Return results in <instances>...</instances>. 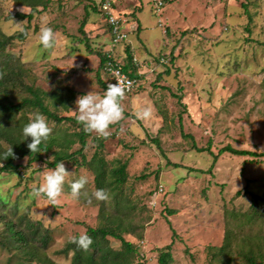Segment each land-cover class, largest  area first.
Masks as SVG:
<instances>
[{
  "label": "rangeland",
  "instance_id": "rangeland-1",
  "mask_svg": "<svg viewBox=\"0 0 264 264\" xmlns=\"http://www.w3.org/2000/svg\"><path fill=\"white\" fill-rule=\"evenodd\" d=\"M156 1L117 4L128 39L116 54L125 60L130 49L141 80L121 100L123 118L109 128L99 154L108 171L127 165L126 183L109 190L107 201L93 198L88 203L97 190L93 171L66 162L70 175L51 205L46 197H35L33 188L42 182L53 152L43 153L42 161L32 165L27 159L18 161V174H0V264H71L72 255H62V250L88 227L105 224L118 201L135 232L124 238L138 248V264H159L167 248L170 264H247L243 256L249 252L264 264V0H160L159 9ZM98 3L52 0L46 11L21 21L12 17L30 9L0 0V31L6 36L28 31L24 42L0 53V69L5 58L13 57L11 69L17 70L15 61L23 69L16 78L46 92V106L63 118L76 117L78 96L105 91L97 81L95 52L100 47L107 51L111 44ZM45 26L56 33L53 50L40 47L38 35ZM24 90L16 89L15 103L30 97ZM147 106L151 118L138 119L136 113ZM34 112L25 115L27 121ZM46 120L52 129L47 143L76 139L83 128L77 122ZM95 138L99 136L91 133L86 139L88 161L97 151ZM227 146L258 156L219 154ZM79 148L77 142L71 151ZM81 175L88 178L82 189L87 197L77 200L70 183ZM252 195L258 197L255 207ZM8 221L26 235L48 238L46 247L39 240L27 247L36 260L10 250ZM110 242L120 249L119 241Z\"/></svg>",
  "mask_w": 264,
  "mask_h": 264
},
{
  "label": "trees",
  "instance_id": "trees-1",
  "mask_svg": "<svg viewBox=\"0 0 264 264\" xmlns=\"http://www.w3.org/2000/svg\"><path fill=\"white\" fill-rule=\"evenodd\" d=\"M13 1L15 2V4H17V6L26 7L30 9L29 14L16 13L12 17L21 21H31L36 14L46 11L48 8V4L52 2V0ZM97 5L100 14L104 18L100 10V0ZM38 8H42V10H38ZM85 25L86 22H83L80 28V31L81 33H83V35V29ZM106 26L108 27L110 35L108 42L111 44V29L107 23ZM27 37L28 31L26 28L23 29L21 32L11 36H6L0 31V53H4L5 50L15 42H24ZM125 52L127 55L126 59L128 61L126 62V59H119L123 64L124 72L135 78L137 80V84L139 85L141 76L137 73V64H135L132 60L133 58L130 54V49L127 48ZM95 53L96 56L99 58L97 81L103 89H106L107 85L110 83L108 78L103 75V70L107 63V53L106 50L103 49V47H100L99 50ZM12 58L13 57L5 58L4 64L0 69V174H18L19 169L21 167V165L17 163L18 161L27 159L28 165H32L33 163H38L42 161L43 153L53 152V161L48 164V168H54L56 163L61 161H63L64 163H71L79 167L86 166L94 173V180L97 189H104L106 192H108L109 190L123 186L127 181V175L125 173L127 165L124 164L119 168L112 170V172L107 170V164L104 158L101 157L99 154L100 150L104 148V138L102 137L95 138V142L96 144H98L97 151L94 153L91 160L88 161L85 155V148L87 146L86 139L91 136V133H85L83 131V128L81 129V132L77 135L76 139L63 137L57 142L55 140L51 141L50 143L49 141L48 143L46 141H43L40 145V153L30 152V150L27 148V143L31 141V138H28V140L23 141L22 137V128L26 123H28L25 117L28 112H39L43 114L47 119L53 120L58 123L64 121L77 122V120L76 118L70 117L63 118L55 113H52L44 102V98L47 96L46 92L25 86L22 80L19 81L16 78L17 75H19V77L22 75L23 69L16 63V61V66L14 68L17 70L11 69V65L14 59ZM138 85L136 86V89L138 88ZM18 87H24V91L27 92L30 97L23 98L20 103H15L13 101V95ZM176 97L178 99V103L182 107H185L182 104V97ZM65 108L68 109L67 105L65 106ZM18 114H21V116L19 117V119H16V116ZM112 126L113 125H110V127ZM183 137L192 139L191 136L184 134ZM77 142L80 144V148L72 152L71 150L74 145L77 144ZM154 143L159 145L158 140H154ZM4 145L7 147L5 148ZM54 147H57L58 150L54 151ZM9 149L13 150V154L9 152ZM193 149L200 153H211L210 148H197L196 146H193ZM223 153H230L235 156H258L257 154L252 152L235 150L230 146L221 149L219 154ZM261 156L264 157V154H261ZM216 158L217 156H215V159ZM174 166L176 168H180L179 165L174 164ZM245 193L249 194V191L246 190ZM252 197L253 207H255L257 205L258 197L255 195H252ZM115 205L117 207L116 213L114 215L112 214L110 218L105 217V224L97 228H87L85 233H87L92 239V244L90 245L87 251L78 248L74 243L71 242L67 245L66 248L62 250V255H72L71 264H138V248L133 243L127 241L124 238L125 234L134 236L135 232L132 229L131 224L125 222L126 214L121 209L124 208L122 206V202H115ZM104 207L106 208V206ZM103 212H101L102 215ZM110 215L111 214H109V216ZM254 216H257V213ZM5 227L7 235L6 240L12 243L10 250H22L26 252L27 255H29L28 257L31 260L36 259L35 255L27 251V247H29L30 244L36 242L37 240L41 242L40 244H42L43 247H46L48 244L47 237L37 239V233H32L29 236L20 230L18 231L13 221L6 222ZM111 239L120 242V249L116 250L113 248L110 242ZM226 247L227 245L223 246L221 250L224 251ZM243 257L246 260L247 264H257L253 252L246 253ZM171 261L172 256L167 248L166 250L160 253L158 263L170 264ZM260 264H262V262H260Z\"/></svg>",
  "mask_w": 264,
  "mask_h": 264
},
{
  "label": "clouds",
  "instance_id": "clouds-1",
  "mask_svg": "<svg viewBox=\"0 0 264 264\" xmlns=\"http://www.w3.org/2000/svg\"><path fill=\"white\" fill-rule=\"evenodd\" d=\"M24 12V8L21 9ZM38 40L42 50H53L57 45V36L51 27H42L38 35ZM125 95V86L117 80L116 83H109L102 95L93 91L77 97L75 101L76 120L82 125L85 133H96L99 137L106 138L109 135L110 125L120 121L123 118V109L121 100ZM138 119L147 120L152 116L150 106L144 107L136 113ZM52 129L48 126L46 117L36 112L29 118L22 128L23 141L31 138L27 143V148L31 153H40V145L46 141ZM13 154V150L9 149ZM45 171L41 173L42 182L38 187L33 188V195L37 198L44 196L55 205L58 197L63 191L66 178L70 175L65 168L63 161L57 162L54 168H48L45 165ZM88 178L81 175L77 180L70 183L71 196L79 200L81 196L87 197V193L82 192ZM97 201H107L108 193L104 189H97L92 192L91 197H87V202L92 199ZM78 248L87 251L92 244V239L87 233H82L78 237H72L70 240Z\"/></svg>",
  "mask_w": 264,
  "mask_h": 264
},
{
  "label": "built area",
  "instance_id": "built-area-1",
  "mask_svg": "<svg viewBox=\"0 0 264 264\" xmlns=\"http://www.w3.org/2000/svg\"><path fill=\"white\" fill-rule=\"evenodd\" d=\"M122 0H100V10L111 29L112 42L110 48L106 51L107 63L103 70V75L108 78L110 83H116L119 80L125 86V95H130L136 89L137 80L124 72L123 64L118 59L116 49L128 39L125 26V15L117 11V4ZM156 8H161L163 2L156 1Z\"/></svg>",
  "mask_w": 264,
  "mask_h": 264
},
{
  "label": "crops",
  "instance_id": "crops-1",
  "mask_svg": "<svg viewBox=\"0 0 264 264\" xmlns=\"http://www.w3.org/2000/svg\"><path fill=\"white\" fill-rule=\"evenodd\" d=\"M105 41H106V39H105Z\"/></svg>",
  "mask_w": 264,
  "mask_h": 264
}]
</instances>
